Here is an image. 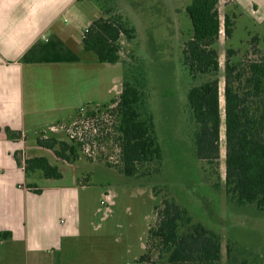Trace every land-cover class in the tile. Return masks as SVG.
<instances>
[{
  "label": "rangeland",
  "instance_id": "obj_1",
  "mask_svg": "<svg viewBox=\"0 0 264 264\" xmlns=\"http://www.w3.org/2000/svg\"><path fill=\"white\" fill-rule=\"evenodd\" d=\"M98 2L106 20L136 28V38L121 36V61L116 68H103L99 75L96 67L100 69L102 65L94 63L92 67L90 83L94 89L101 83L103 88L107 83L109 86L112 77L119 76L113 84L118 95L93 92L91 102L106 105L80 111L77 108L85 107L89 101L81 95L87 88L88 76L73 80L68 86L57 80L51 85L42 80L39 85L42 108L66 106L69 111L58 117L62 122L52 125L58 127L57 132L44 128L35 137L47 135L69 141L73 134L83 138V145L75 141L78 159L74 163L78 185L83 186L79 197L83 231L78 239L63 243L55 264H172L154 235L165 201H174L188 212L192 223L203 225L219 237L221 259L215 264H264V211L252 205H238L225 191L223 98L228 49L234 51L230 62L243 74L241 81L233 83L241 93L246 92L248 64L264 60V4L261 0H219L221 31L214 45L219 71L216 75H192L182 63L184 44L192 37L191 22L185 12L191 0ZM130 2L137 15L125 8L126 15L122 14L121 6ZM225 16L232 24L229 39L223 30ZM214 78L219 81L220 92V156L218 161L207 162L195 154L193 139L197 126L186 98L192 87ZM125 82L143 92V117L152 120L162 151L160 164L139 167L133 177L122 175L117 166V102ZM71 114L72 120L68 121ZM105 199L107 203L101 205ZM182 231L185 228L181 227L179 232ZM1 250L22 251L8 246Z\"/></svg>",
  "mask_w": 264,
  "mask_h": 264
},
{
  "label": "trees",
  "instance_id": "obj_2",
  "mask_svg": "<svg viewBox=\"0 0 264 264\" xmlns=\"http://www.w3.org/2000/svg\"><path fill=\"white\" fill-rule=\"evenodd\" d=\"M219 0H191L185 12L191 22L192 37L185 42L182 63L192 75H216L219 71L217 52L214 48L220 31ZM231 21L225 16L223 30L231 38ZM135 29L125 27L119 21L99 19L84 33L83 47L92 52L98 63L116 64L120 61L119 38L133 39ZM234 51H226L224 72V126H225V191L229 199L238 205H252L264 211V60L248 64L245 78L246 92L233 87L243 74L230 62ZM217 78L192 87L187 93V105L197 126L194 134L196 157L207 162L219 160L220 149V92ZM143 92L128 82L123 84L117 102L120 115L119 172L126 177L135 176L139 167L162 161L155 126L147 116L143 117ZM255 100V101H253ZM255 104L253 108V103ZM8 140L18 141L20 132L4 128ZM38 146L70 164L78 159L77 145L55 137L36 138ZM14 160L26 177L61 179L56 166L46 158H24L14 152ZM28 191L40 195L35 185H27ZM159 224L154 235L162 243V253L169 254L172 264H215L221 259L219 237L199 223H192L188 212L174 201H165L159 212ZM185 228L182 233L180 228ZM12 234L0 231V242L10 240ZM228 252V251H227ZM228 264H231L230 262ZM240 264H245L243 261Z\"/></svg>",
  "mask_w": 264,
  "mask_h": 264
},
{
  "label": "crops",
  "instance_id": "obj_3",
  "mask_svg": "<svg viewBox=\"0 0 264 264\" xmlns=\"http://www.w3.org/2000/svg\"><path fill=\"white\" fill-rule=\"evenodd\" d=\"M163 6L167 9L166 3ZM121 7L123 15V8L138 14L131 2ZM106 18L98 0H0V231L12 234L10 240L0 242V264H55L63 243L82 235L79 197L83 186L78 185L76 168L38 146L35 137L38 131L62 122L58 117L69 108H42L39 85L42 80L49 85L57 80L68 86L88 76L81 93L89 99L81 107L85 109L106 105L92 103L93 92L118 95L113 84L119 76H113L104 88L103 83L95 89L90 83L94 63L102 65L96 67L99 75L103 68H116L118 63H98L83 47L84 32L94 21ZM131 27L136 38V28ZM4 128L20 132L22 138L8 140ZM14 152L24 158H46L62 178L26 177ZM27 185L37 186L42 193L28 191ZM5 246L22 251H2Z\"/></svg>",
  "mask_w": 264,
  "mask_h": 264
},
{
  "label": "built area",
  "instance_id": "obj_4",
  "mask_svg": "<svg viewBox=\"0 0 264 264\" xmlns=\"http://www.w3.org/2000/svg\"><path fill=\"white\" fill-rule=\"evenodd\" d=\"M86 32V31H85ZM84 32V33H85ZM85 110V108H81L80 109V111H84ZM48 131L50 132V133H55V132H57L58 131V127H56V126H51V127H49L48 128ZM42 138H49L47 135H43V136H41ZM78 141L79 143H81L82 144V142H83V138L81 137V135H79V138H75L74 137V135L72 134V135H70L69 136V141ZM78 145V144H77ZM80 145V144H79ZM83 145V144H82ZM107 198V197H106ZM105 203H107V201H106V199H105V201H101V205H104Z\"/></svg>",
  "mask_w": 264,
  "mask_h": 264
}]
</instances>
